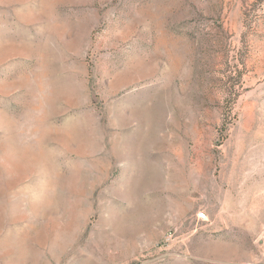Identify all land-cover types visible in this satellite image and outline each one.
<instances>
[{
    "label": "rangeland",
    "instance_id": "obj_1",
    "mask_svg": "<svg viewBox=\"0 0 264 264\" xmlns=\"http://www.w3.org/2000/svg\"><path fill=\"white\" fill-rule=\"evenodd\" d=\"M0 264H264V0H0Z\"/></svg>",
    "mask_w": 264,
    "mask_h": 264
},
{
    "label": "built area",
    "instance_id": "obj_2",
    "mask_svg": "<svg viewBox=\"0 0 264 264\" xmlns=\"http://www.w3.org/2000/svg\"><path fill=\"white\" fill-rule=\"evenodd\" d=\"M202 218H203V219H205V218H206V216H205V215H203V216H202Z\"/></svg>",
    "mask_w": 264,
    "mask_h": 264
}]
</instances>
